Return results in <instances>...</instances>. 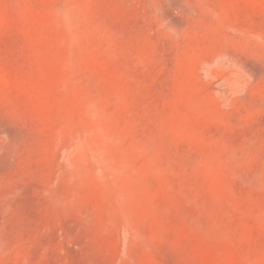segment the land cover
<instances>
[{
	"label": "rangeland",
	"instance_id": "1",
	"mask_svg": "<svg viewBox=\"0 0 264 264\" xmlns=\"http://www.w3.org/2000/svg\"><path fill=\"white\" fill-rule=\"evenodd\" d=\"M0 264H264V0H0Z\"/></svg>",
	"mask_w": 264,
	"mask_h": 264
}]
</instances>
